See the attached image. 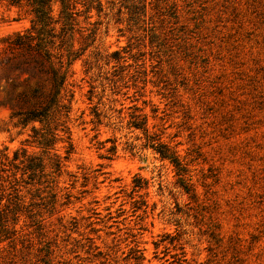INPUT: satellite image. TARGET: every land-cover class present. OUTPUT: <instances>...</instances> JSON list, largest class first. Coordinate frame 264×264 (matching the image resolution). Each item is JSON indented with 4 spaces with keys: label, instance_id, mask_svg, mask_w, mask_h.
Masks as SVG:
<instances>
[{
    "label": "rangeland",
    "instance_id": "1",
    "mask_svg": "<svg viewBox=\"0 0 264 264\" xmlns=\"http://www.w3.org/2000/svg\"><path fill=\"white\" fill-rule=\"evenodd\" d=\"M99 4L76 16L70 109L43 151L10 103L49 75L4 48L31 16L0 0V149L44 164L4 172L20 206L1 222L0 264H264V0ZM53 26L56 65L68 58Z\"/></svg>",
    "mask_w": 264,
    "mask_h": 264
},
{
    "label": "trees",
    "instance_id": "2",
    "mask_svg": "<svg viewBox=\"0 0 264 264\" xmlns=\"http://www.w3.org/2000/svg\"><path fill=\"white\" fill-rule=\"evenodd\" d=\"M1 1H6L9 5H14L18 8L24 7L31 16L28 28L23 31H15L1 39L4 48L21 54L32 55L34 58L31 66L32 70L46 72L49 75L50 86L46 92L40 86L22 89L17 92L15 103H13L14 101L10 103V118L15 119L12 125L25 128L30 124V129L33 133L31 142H36L45 151L55 140V125L51 127V123L55 118L59 119L62 115L65 116L70 109L69 103L73 93L66 87V73L69 64L79 53L73 49L71 43L67 42L71 38L76 24V16L79 15V12H88L91 8L100 11L99 0H81L84 10L76 8L77 0ZM55 2L58 3L57 18L52 14V6ZM59 21H61V27L60 34L57 37L61 45L66 44L67 46L66 57L68 60L64 62L62 56H59L55 65L51 61L53 54L49 51V44L52 42V37L55 36L53 24ZM64 64L66 65L64 66ZM17 66H20V64ZM23 105L26 106L23 107ZM35 121L45 124L47 128L45 129L43 125L39 130L32 124ZM132 122L137 128L142 127L144 124L143 121L139 122L137 117ZM153 140L154 138L147 136V142L158 152L160 157L175 160L173 151L162 143H154ZM5 150L6 148L0 149V225L1 222L6 220L8 213L15 212L20 206L18 197L15 195L7 197L5 194L6 187L3 182L7 180V175L4 172L10 168L21 169L22 174L27 173L28 178L32 179L37 173L42 172L44 167L40 156L29 155L24 148L14 150L11 158H9ZM56 166H59L58 159H56ZM14 174L12 173L13 177ZM13 181L16 180L12 179ZM4 198L7 201L6 203H3Z\"/></svg>",
    "mask_w": 264,
    "mask_h": 264
}]
</instances>
